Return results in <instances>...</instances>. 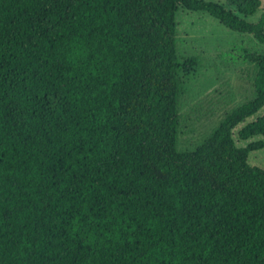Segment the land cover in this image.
<instances>
[{
    "label": "trees",
    "instance_id": "obj_1",
    "mask_svg": "<svg viewBox=\"0 0 264 264\" xmlns=\"http://www.w3.org/2000/svg\"><path fill=\"white\" fill-rule=\"evenodd\" d=\"M263 0H0V264H264V53L193 150L177 14L264 46Z\"/></svg>",
    "mask_w": 264,
    "mask_h": 264
},
{
    "label": "rangeland",
    "instance_id": "obj_2",
    "mask_svg": "<svg viewBox=\"0 0 264 264\" xmlns=\"http://www.w3.org/2000/svg\"><path fill=\"white\" fill-rule=\"evenodd\" d=\"M176 40L178 54L195 56L198 62L185 80L179 107L177 146L193 150L232 108L253 96L255 65L244 59V50L264 53V46L205 14L185 9L177 14ZM251 161L264 168V148L252 154Z\"/></svg>",
    "mask_w": 264,
    "mask_h": 264
}]
</instances>
